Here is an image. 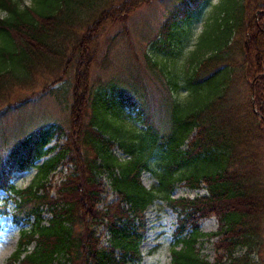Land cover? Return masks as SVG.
Segmentation results:
<instances>
[{
    "label": "trees",
    "instance_id": "trees-1",
    "mask_svg": "<svg viewBox=\"0 0 264 264\" xmlns=\"http://www.w3.org/2000/svg\"><path fill=\"white\" fill-rule=\"evenodd\" d=\"M19 1L0 0V120L20 108L13 93L33 89L52 66L76 72L68 131L41 126L0 155L13 223L30 226L5 264H140L145 211L156 200L177 214L170 264H257L253 248L264 247V0H223V23L204 38L211 53L190 59L183 86L176 74L163 80L160 98L147 96L143 84L90 85L98 34L155 0ZM198 2L177 0L174 17L188 18ZM62 81L46 80L44 90ZM181 88L187 99L179 103L173 94ZM126 111L139 128L127 127ZM61 166L70 172L53 194L51 175ZM34 169L33 182L17 189L14 174ZM144 172L155 181L149 189ZM181 182L206 194L173 199ZM107 186L117 196L110 203ZM211 217L218 228L205 234L201 224ZM204 238L218 239L214 262L199 254Z\"/></svg>",
    "mask_w": 264,
    "mask_h": 264
},
{
    "label": "rangeland",
    "instance_id": "rangeland-1",
    "mask_svg": "<svg viewBox=\"0 0 264 264\" xmlns=\"http://www.w3.org/2000/svg\"><path fill=\"white\" fill-rule=\"evenodd\" d=\"M223 0H200L196 10L188 14V18L174 17V6L177 0H155L148 5L139 7L123 22L108 23L98 34L96 43L97 53L90 72L91 88L94 91L99 87L110 83H117L123 88H131V84H143L146 95L159 97L161 82L169 77L178 75V84L183 86L182 78L191 67L190 59L211 53L210 43L204 38L210 34L215 22L223 23L224 12L219 8ZM20 7L34 5V0H20ZM5 16L6 12L0 13ZM251 15H246L250 20ZM168 26V30L164 26ZM170 32V33H169ZM203 35V36H202ZM202 36V37H201ZM204 43L200 44V41ZM200 45V49L198 50ZM237 57V54H233ZM152 66L155 69H152ZM161 77L158 72L163 69ZM64 65L52 66L46 77L39 78L34 87L13 93L12 102L16 103L18 110H13L0 121V155H4L13 145L26 135L37 130L41 126L59 125L68 131L70 105L72 104L74 76L76 69L72 68L63 75ZM62 76L63 81L52 88L44 90L46 80H53ZM176 102L187 99L186 89L181 88L173 94ZM156 103L157 100H156ZM256 112V110H254ZM127 127L139 128L140 122L135 121L133 113L126 111L122 116ZM66 136H63L59 145H63ZM55 143V142H54ZM53 143V144H54ZM116 156L124 160L126 156L113 148ZM42 161L38 163L40 165ZM65 166H61L56 173L51 175L53 194L60 185L64 176L69 174ZM34 169L28 172L15 173L12 183L17 189L27 188L36 176ZM107 184V181H103ZM141 182L146 188H151L155 183L149 173L142 174ZM184 182L176 185L172 198H194L197 195H205L204 186L196 191H191L183 186ZM50 184H47V188ZM14 196L0 190V264H5L8 258L17 248L20 231L29 229L30 226H17L13 223L12 213L15 211V203L11 200ZM110 203L117 196L106 187L103 195ZM104 203L100 204L103 207ZM99 207V208H100ZM7 211V215L4 213ZM147 230L141 244L142 262L140 264H170V249L173 243V232L176 229L177 214L167 206L166 202L154 201L146 211ZM45 217L49 215L46 213ZM218 228L215 217L208 218L201 224V232L213 233ZM103 228L99 230L102 232ZM217 238H204L198 245L199 254L209 262H214L222 251H217L215 242ZM259 247H261L259 245ZM253 248L251 259L261 264L264 259V247ZM34 245L30 249H33ZM236 256L245 253V249L237 250ZM223 259V262H227Z\"/></svg>",
    "mask_w": 264,
    "mask_h": 264
}]
</instances>
